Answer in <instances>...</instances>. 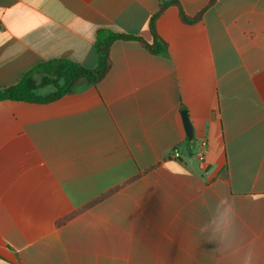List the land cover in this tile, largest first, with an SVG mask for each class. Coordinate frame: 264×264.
<instances>
[{"label":"crops","instance_id":"crops-1","mask_svg":"<svg viewBox=\"0 0 264 264\" xmlns=\"http://www.w3.org/2000/svg\"><path fill=\"white\" fill-rule=\"evenodd\" d=\"M168 1L0 0V89L54 60L95 68L101 30L152 44ZM178 1L156 21L167 56L119 40L97 86L0 102V264H236L199 233L224 195L264 264V0L193 25L180 10L211 0Z\"/></svg>","mask_w":264,"mask_h":264},{"label":"trees","instance_id":"trees-1","mask_svg":"<svg viewBox=\"0 0 264 264\" xmlns=\"http://www.w3.org/2000/svg\"><path fill=\"white\" fill-rule=\"evenodd\" d=\"M218 2L219 0H211L209 5L195 17L188 16L180 8L181 21L187 25H193L199 22L204 13ZM169 6L180 7V3L178 0H169L163 3L160 7V11L153 16L150 22V30L153 36L152 44L147 43L142 38L127 36L111 30H101L96 39L98 63L95 68L87 69L68 60H54L44 63L27 72L18 84L0 89V102L12 101L49 104L76 92L83 84L91 87L97 86L111 70V47L119 40L137 41L150 54L167 56L169 49L168 44L157 33L156 21ZM38 75H41L40 82L37 81ZM48 88H50L51 91L47 94H42V91ZM194 142V139L188 140L187 138V144L189 146L194 144ZM104 197L98 199L86 208L93 206ZM68 219H70V217L66 218L63 222H66Z\"/></svg>","mask_w":264,"mask_h":264},{"label":"clouds","instance_id":"clouds-1","mask_svg":"<svg viewBox=\"0 0 264 264\" xmlns=\"http://www.w3.org/2000/svg\"><path fill=\"white\" fill-rule=\"evenodd\" d=\"M199 233L216 245L212 252L219 257L234 258L236 264H256L254 244L244 237L235 202L227 195L216 201Z\"/></svg>","mask_w":264,"mask_h":264},{"label":"water","instance_id":"water-1","mask_svg":"<svg viewBox=\"0 0 264 264\" xmlns=\"http://www.w3.org/2000/svg\"><path fill=\"white\" fill-rule=\"evenodd\" d=\"M182 118H183L187 138L188 140H192L194 137V130L191 121L189 119L188 112L186 110L182 111Z\"/></svg>","mask_w":264,"mask_h":264},{"label":"rangeland","instance_id":"rangeland-1","mask_svg":"<svg viewBox=\"0 0 264 264\" xmlns=\"http://www.w3.org/2000/svg\"><path fill=\"white\" fill-rule=\"evenodd\" d=\"M37 81L40 82V78H39ZM50 91H51L50 88L45 89V90L42 91V94H47V93H49Z\"/></svg>","mask_w":264,"mask_h":264},{"label":"built area","instance_id":"built-area-1","mask_svg":"<svg viewBox=\"0 0 264 264\" xmlns=\"http://www.w3.org/2000/svg\"><path fill=\"white\" fill-rule=\"evenodd\" d=\"M203 156V154H201V157Z\"/></svg>","mask_w":264,"mask_h":264}]
</instances>
